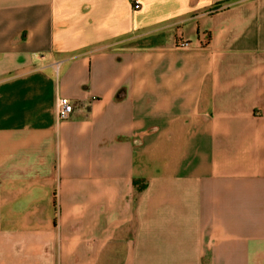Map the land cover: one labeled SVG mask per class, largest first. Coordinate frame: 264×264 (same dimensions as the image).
Listing matches in <instances>:
<instances>
[{
  "label": "crops",
  "instance_id": "crops-1",
  "mask_svg": "<svg viewBox=\"0 0 264 264\" xmlns=\"http://www.w3.org/2000/svg\"><path fill=\"white\" fill-rule=\"evenodd\" d=\"M0 264H264V0H0Z\"/></svg>",
  "mask_w": 264,
  "mask_h": 264
},
{
  "label": "built area",
  "instance_id": "built-area-1",
  "mask_svg": "<svg viewBox=\"0 0 264 264\" xmlns=\"http://www.w3.org/2000/svg\"><path fill=\"white\" fill-rule=\"evenodd\" d=\"M188 42H181V46H187ZM74 111V105L68 97H60L57 100V115L59 119H67Z\"/></svg>",
  "mask_w": 264,
  "mask_h": 264
},
{
  "label": "trees",
  "instance_id": "trees-1",
  "mask_svg": "<svg viewBox=\"0 0 264 264\" xmlns=\"http://www.w3.org/2000/svg\"><path fill=\"white\" fill-rule=\"evenodd\" d=\"M135 182H136V180H135Z\"/></svg>",
  "mask_w": 264,
  "mask_h": 264
}]
</instances>
